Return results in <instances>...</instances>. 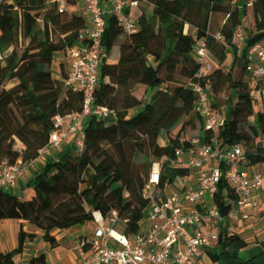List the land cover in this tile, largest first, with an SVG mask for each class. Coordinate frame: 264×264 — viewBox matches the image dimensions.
Instances as JSON below:
<instances>
[{
  "label": "trees",
  "instance_id": "16d2710c",
  "mask_svg": "<svg viewBox=\"0 0 264 264\" xmlns=\"http://www.w3.org/2000/svg\"><path fill=\"white\" fill-rule=\"evenodd\" d=\"M147 1L153 13L138 14L135 33H125L113 16L107 19L103 37L107 56L94 106L114 109L116 120L90 118L84 128L83 152L76 155L67 149L56 160L46 161L27 183L34 195L0 192V222L19 220L41 229L51 249L59 246L53 230L92 223L95 212L106 216L122 211L114 229L125 235L138 233L146 208L142 191L153 165L159 164L163 184L189 174L177 163L175 151L183 134H172L171 115L174 108L183 115L194 111L188 85L198 82L199 66L191 54L199 39H205L220 65L200 83H209L214 108H228L227 122L218 134L221 144L243 147L251 165L264 163V148L257 144L264 131V105L262 111L254 112L252 82L246 72L250 49L264 40V0ZM247 1H251L255 24L245 31L246 41L238 48L233 38L246 16ZM1 17L5 23H0V165H10L37 157L48 143L56 114L82 111L83 93L65 85L64 69L60 79L52 78V65L56 54L76 43L86 19L76 13L59 14L46 7V0H0ZM187 25L195 34L185 31ZM216 33L225 37V43L213 39ZM230 53L232 61L225 69ZM148 57L153 62L151 68L147 67ZM109 61L117 64L109 65ZM137 68L149 89L162 90L171 99V106L158 116L150 102L143 104L129 92L120 95L129 81L141 79L133 73ZM139 107L142 110L129 116V111ZM195 117L199 122L197 137H201L202 122ZM226 199L235 201L236 196L223 179L215 201L224 215ZM223 227L218 244L224 251L247 246L237 234L228 233V223ZM35 237L20 227L16 247L0 252V264H15L25 244ZM217 257L211 256L213 263ZM28 264L45 262L32 257Z\"/></svg>",
  "mask_w": 264,
  "mask_h": 264
},
{
  "label": "built area",
  "instance_id": "2783aa9c",
  "mask_svg": "<svg viewBox=\"0 0 264 264\" xmlns=\"http://www.w3.org/2000/svg\"><path fill=\"white\" fill-rule=\"evenodd\" d=\"M145 3L148 1L46 0V7L55 8L59 14L75 13L72 8L81 5L84 9L86 23L76 43L60 53L68 69L65 85L83 93V108L80 113L54 116L48 143L35 159H18L14 164L0 165V192L12 194L20 178L29 171L39 170L47 154L60 149L67 141L73 143L71 150L80 155L84 149L85 124L90 118L116 120L114 109L94 106L101 66L107 56L103 45L107 19L113 16L125 33H135L138 14ZM246 38L245 31L238 28L233 42ZM213 39L225 43L220 33L214 34ZM191 55L199 66L195 75L198 82L188 87L194 113L202 122L203 136L188 139L181 135L178 139L181 146L175 151L178 165L188 169L189 174L172 184H163L159 164L153 165L142 191L146 208L136 234L125 235L114 229L122 211H111L106 216L93 213L92 235L78 237L72 247L79 264H200L202 256L219 243L225 223L230 226L238 220L247 222L257 211L256 193L264 191V163L251 165L243 147L221 144L218 134L227 122L226 107L214 108L208 95L209 83H200L220 65L205 39L197 40ZM246 72L252 83L263 85L264 93V40L250 49ZM257 144L264 148V131ZM223 179L236 196L235 201L226 199L225 215L215 201ZM15 264L21 261L16 260Z\"/></svg>",
  "mask_w": 264,
  "mask_h": 264
},
{
  "label": "crops",
  "instance_id": "0c3cea01",
  "mask_svg": "<svg viewBox=\"0 0 264 264\" xmlns=\"http://www.w3.org/2000/svg\"><path fill=\"white\" fill-rule=\"evenodd\" d=\"M246 16L242 21L241 29L244 31H248L253 28L255 24V18L253 9L251 6V1L246 2ZM142 11H145L146 13H149L150 15L153 13V6L149 3H145L142 7ZM74 12L76 14L83 15L86 17L84 13V9L81 6H78L75 8ZM185 31H190L191 34H195V30L190 27L186 26ZM246 41V40H245ZM245 41H242L243 43L241 45H237L238 48H241ZM59 55V54H58ZM61 56V54H60ZM149 61H152L150 57H148ZM228 58L226 61L227 66ZM231 62V61H230ZM54 65V61H53ZM153 66V62H152ZM67 69V67H66ZM68 70V69H67ZM253 84V83H252ZM261 90V89H260ZM259 90V91H260ZM252 93L255 94L257 91H254L252 89ZM262 93V90L258 92L260 95ZM264 98V96H263ZM227 110V109H226ZM228 114V111H227ZM67 149H73V143L70 141H67L63 144V146L55 151H50L46 158L48 162L54 161L57 159L58 155L66 151ZM43 164H40L39 166L42 167ZM39 167V168H40ZM34 172L29 171L27 172L22 178H20L13 189L12 194L18 196V197H24V196H32L35 194L34 190H30V188L27 186L28 181L32 178ZM256 197L259 203V207L257 211L253 214L251 219L247 222L243 221H235L230 226H228V231L230 233L237 234L242 240H244L247 243V246L240 250H234L231 247H228L225 251L223 248L217 244L213 248L209 249L201 258L200 264H264V191H258L256 193ZM89 223L83 225L87 226ZM22 227V229L25 232H31L35 234H41V229L39 230L37 227L31 226L25 222H21L19 220H11V221H2L0 222V252H8L13 250L17 245V234L18 231ZM82 226H76L67 230L59 231V230H53L51 234L55 237L57 242L59 243V246L55 249H51V252L57 251L60 249L62 244L67 243V235L73 236V242L68 247V252L65 254H62L61 256H57V258L54 260L52 258H44L45 264H79L78 259L75 255V253L72 250L73 244L76 240V236L80 237L83 236L81 233ZM28 242L25 244V248L27 247ZM212 255H218L217 261L213 263V259L211 258ZM21 257L17 258L16 260H20ZM29 259L27 260L28 264Z\"/></svg>",
  "mask_w": 264,
  "mask_h": 264
},
{
  "label": "rangeland",
  "instance_id": "374dc122",
  "mask_svg": "<svg viewBox=\"0 0 264 264\" xmlns=\"http://www.w3.org/2000/svg\"><path fill=\"white\" fill-rule=\"evenodd\" d=\"M237 1L245 2V0H237ZM72 10H75V8H72ZM0 23H1V25H4L5 17L0 18ZM187 33H190V31H187ZM234 43L239 46L243 42L242 41H236ZM23 47L24 46H22L20 48L23 49ZM230 61H232L231 53L228 55L227 66H229L231 64ZM146 63H147V67H150V68L152 67V61L146 60ZM108 64L109 65L117 64V61H109ZM225 64H224V66H226ZM66 67H67V64H66L64 58H62V56H60V54L59 55L56 54L55 58H54V65H52V78L60 79L62 69H64L66 74H67ZM133 73L139 74L140 76L142 75V72H140L139 68L135 69ZM142 78H143V76H141L140 80L129 81L125 88L120 89V92H121L120 95L123 96L125 93L129 92L132 95H134L135 97H137L138 99H140L143 102V104L150 102L153 106L155 116H158V115L162 114L164 111H166L171 106V99H170L169 95L165 94L162 90L149 89L146 86V84L142 82ZM106 81H107V79H106ZM262 88H263L262 84H257V83L251 84V89H254V91H257V93L253 94V96H254V104H253L254 112L262 111V109H263L264 93L262 92V93H260V95L258 94V92H260L262 90ZM189 102H190V100H189ZM142 108L143 107H139V108H136L134 110L129 111V116L136 114L138 111L142 110ZM226 109L228 111L227 107H226ZM171 122L174 125V129L172 130L173 135H176L178 133L183 134L188 139H192V138L197 137L198 129H199V122H198L197 118L195 117L194 111L191 112L190 114L183 115L178 108H174L172 111V115H171ZM17 147L21 148V144L17 143ZM30 190H32V189L30 188ZM80 229H81V233L83 235H87L90 237L94 231V224L89 223L87 226H84L83 228H80ZM61 231H63V233H65L64 230H61ZM74 234H76V233H74ZM74 234H73V236H74ZM42 235H43V232L41 230V234H36L35 239L32 242H28V245L24 249V253H23L22 257L20 258L21 264H26L27 260L32 258V257L40 258L42 261H44L45 257L52 258L55 260L57 258V256H61L62 254H65L68 252L67 245L69 244V246H70L74 240L72 235L71 236L67 235L66 237L68 239V242L62 244L60 249H58L56 252L55 251L51 252V248H50L49 243L44 241ZM76 237L78 238V236H76Z\"/></svg>",
  "mask_w": 264,
  "mask_h": 264
}]
</instances>
